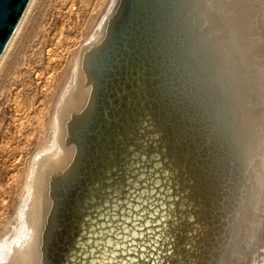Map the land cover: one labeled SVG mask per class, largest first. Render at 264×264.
I'll return each mask as SVG.
<instances>
[{
    "label": "bare ground",
    "instance_id": "obj_1",
    "mask_svg": "<svg viewBox=\"0 0 264 264\" xmlns=\"http://www.w3.org/2000/svg\"><path fill=\"white\" fill-rule=\"evenodd\" d=\"M229 6L223 0H122L120 12L111 20L106 15L96 49L79 57L57 141L40 149L51 155L33 156L45 167L34 189L28 175L10 233L0 237V264H264V79L255 76L264 71V58ZM134 30L141 34L133 36ZM130 37L142 41L149 71L134 70L132 79L122 62ZM248 49L252 56H243ZM233 159L246 173L229 191ZM138 169L152 183L135 180ZM43 171L58 174L49 181L52 196ZM128 180L136 184L127 192ZM113 194L118 199L110 202ZM111 203L124 204L122 215L133 212L129 203L137 215L131 220L138 219L131 226L135 243L114 257L121 244L114 232L108 244L89 230ZM140 209L149 210L151 227Z\"/></svg>",
    "mask_w": 264,
    "mask_h": 264
},
{
    "label": "rangeland",
    "instance_id": "obj_2",
    "mask_svg": "<svg viewBox=\"0 0 264 264\" xmlns=\"http://www.w3.org/2000/svg\"><path fill=\"white\" fill-rule=\"evenodd\" d=\"M121 1L34 0L0 69V237L10 233L15 207L20 201L19 198L26 180L31 175L30 177L33 178L31 186L34 189L38 174L45 167L42 166V163L36 164L33 161L35 152L41 151L45 160L52 153V150L40 149L50 146L54 139L57 141L61 126L60 110L67 94L75 89L72 90L73 83L76 87L78 75L76 73L80 69L82 54L87 49H90L91 52L92 46L94 47L93 41L96 44V42L98 43L97 38L100 40L103 37L101 35L105 33L103 25L109 19L111 20V15L120 12ZM223 1L227 8L231 4L232 7L229 6V10L240 18V25H242L240 29L242 28L243 36L251 35L247 37L254 40V43L251 41L249 44L252 47L258 46L257 55L264 58V7L261 8L262 10L259 8L264 4V0H238V4L235 2L237 0H229V2L231 1L229 5L228 0ZM243 2L245 6H243ZM258 2L263 4L259 5ZM112 3L115 4V7ZM256 7L259 11L256 10ZM238 8H241V13ZM110 12L112 13L109 14ZM253 12L254 14H251ZM260 16L261 20H257ZM253 18H256V22ZM103 21L104 24H102ZM260 21L261 23H259ZM245 22L247 27L244 25ZM257 29H259L258 32H261L258 33ZM32 30L35 33L32 38H29ZM208 33L210 31L204 34ZM214 33L217 34L218 31ZM259 37L263 40H260ZM246 42H248L247 39ZM253 53L254 49H248L241 54L252 56ZM259 65L252 66L257 70L256 72H259L257 68ZM239 69L244 70L241 66ZM255 76H261L264 79V71ZM210 114H212L211 111ZM210 118L208 117L207 120ZM68 122H70V118ZM70 131H73L72 128ZM73 137L74 135H71L70 139L75 143V137ZM232 158H229L227 162ZM243 168L239 166L237 160H232L230 167L226 170L228 174L232 171L229 175V182L226 183L227 190L230 191L233 184L241 181L240 178L246 173ZM49 172L48 174H45L46 171L42 172L48 184H46L47 188L54 184V180L58 177L56 172V176ZM52 177L53 179H50ZM50 188L48 193L51 191ZM50 193L49 195L52 196ZM230 198L232 199V197ZM47 214L44 216L45 218L46 216L48 218L49 214ZM40 250L39 252H41Z\"/></svg>",
    "mask_w": 264,
    "mask_h": 264
},
{
    "label": "water",
    "instance_id": "obj_3",
    "mask_svg": "<svg viewBox=\"0 0 264 264\" xmlns=\"http://www.w3.org/2000/svg\"><path fill=\"white\" fill-rule=\"evenodd\" d=\"M33 2H34V0H0V69H1V67H2V65H3V63H4L6 57L9 53L13 43H14L18 33H19V30H20V28H21V26H22V24H23V22L27 16ZM137 34H141V33L138 32L137 30H134L133 36H135ZM139 39L140 38L136 39V37H134V38L130 37L127 40L126 48H129V49L126 51V54H124V56H123L124 58L122 59V62L124 61L126 64L125 67H126V70H128L126 72V74L128 75V77L130 79H132L134 77V74H133L134 70L136 71L135 74H137L138 70H140V72L144 71V73H146V74H147V72H149V71H147V67H146L145 63H143L145 56H144L142 48H141L142 41H140ZM123 73H124V71H123ZM140 159H142V161L145 162L144 166L148 167V163L150 162L148 157L146 158V156H143V153H142V155L140 156ZM136 171H139L138 172L139 177L135 176V180H136V178H138L139 181H141L143 178H146L147 181L151 182V179L149 177L144 176V174H142V172H144V171H140V169H138ZM128 179H129V177H128ZM134 183L136 184V181L133 182V180L126 183L127 192L130 191V189L131 190L133 189L131 187V185ZM153 183H154V180H153ZM141 187L144 191L148 189L144 184H142ZM148 187H149L150 191L154 190V186L152 184H150V186H148ZM154 192H156V191L154 190ZM118 196H115L113 194V196H111L110 202L112 200L118 199ZM136 197H139V190H136ZM110 202L108 201V204H110ZM103 206H104V204L101 206L100 209H102ZM126 206L132 207L133 212L131 213L129 211V214L122 215V213L124 212V204L118 203L116 205H112V203H111V208H108L104 212L103 215L100 214L101 212H99L98 217L96 219H92L93 225L91 227H89L90 233L94 238H96V239L99 238V240L105 239V241H107L108 244H110V233L111 232H114V237H116V239L121 240V244H119L117 242L116 245L114 246L113 250H112V256L113 257L116 255H119L121 253H124L125 249H127L130 244L132 245L133 243H135V242H133V240L137 239V235H134V236L132 235V232H134V229H132V227H131V226L137 227V225H138V223H137L138 219L131 220V219H135L137 216L136 212H135V208L132 205H130L129 203L126 204ZM141 211L143 212L142 215L144 217V219H142L143 224L147 221L146 219L151 220L150 216L147 214L148 213L147 211H149V210L140 209V212ZM152 213H153V215L155 214L154 211ZM159 215H156V216H159ZM97 220L101 221V222H98ZM127 223H130L129 227L127 226ZM105 226L110 227L109 230H107L105 228ZM145 226L151 227L149 222L145 223ZM101 227H103V228L101 229ZM125 227H127L129 229L128 232L123 231V229ZM129 233L132 236H129L130 235ZM86 242L89 243V245H90L89 251L94 252L93 245H91L90 237H88ZM95 242H96V240L94 241V243ZM117 245H119V246H117ZM169 245H172V244H169ZM98 246H100V245H98ZM122 251H124V252H122ZM172 252H173L174 256H177V257L180 256V254H178V252L171 251V254H172ZM80 253H81V250L79 251V254ZM116 262H118V261L116 260Z\"/></svg>",
    "mask_w": 264,
    "mask_h": 264
},
{
    "label": "snow or ice",
    "instance_id": "obj_4",
    "mask_svg": "<svg viewBox=\"0 0 264 264\" xmlns=\"http://www.w3.org/2000/svg\"><path fill=\"white\" fill-rule=\"evenodd\" d=\"M123 231H124V232H128L129 229H128L127 227H125V228L123 229ZM132 235L134 236V235H136V233H135V232H132ZM117 246H119V245H117Z\"/></svg>",
    "mask_w": 264,
    "mask_h": 264
}]
</instances>
